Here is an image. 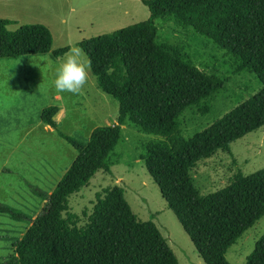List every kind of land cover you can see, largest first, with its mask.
Masks as SVG:
<instances>
[{"label":"trees","instance_id":"1","mask_svg":"<svg viewBox=\"0 0 264 264\" xmlns=\"http://www.w3.org/2000/svg\"><path fill=\"white\" fill-rule=\"evenodd\" d=\"M140 2L149 13L145 20L77 42L98 87L117 102L115 122L94 126L82 143L56 128L57 106L39 111V120L76 154L48 194L28 185L44 200L33 218L0 204V213L28 224L11 243L13 255L0 264H177L157 228L136 218L115 184L95 194L83 221L68 211L71 194L96 171H109L107 157L125 120L161 137L146 143L139 159L203 264H228L227 248L264 214V166L236 172L224 187L202 196L189 177L195 162L228 151L231 142L264 126V0ZM163 16L211 40L259 82L252 95L187 138L179 134L177 116L222 88L224 78L183 61L176 46L156 43L154 20ZM10 22L0 18V58L58 57L68 49H51V34L41 23L8 29ZM243 264H264V232Z\"/></svg>","mask_w":264,"mask_h":264},{"label":"rangeland","instance_id":"2","mask_svg":"<svg viewBox=\"0 0 264 264\" xmlns=\"http://www.w3.org/2000/svg\"><path fill=\"white\" fill-rule=\"evenodd\" d=\"M148 15L140 0H0V18L11 20L8 29L41 23L51 34V49H69L82 39L145 20ZM154 24L156 43L176 46L183 61L224 78L222 88L177 116L176 125L183 138L202 130L257 90L259 82L252 72L238 69L229 53L191 27L177 24L171 16L156 18ZM65 53L58 57L47 52L0 58V204L28 216L41 206L40 198L30 192L27 184L43 192L51 190L76 154L54 129H47L39 120V111L57 106L61 113L56 117V128L82 143L94 126L114 123L117 114L116 100L98 87L91 73L79 95L54 89V73ZM33 56L36 65L30 60ZM82 59L87 60L86 56ZM160 139L125 120L107 157L109 171H96L71 194L68 211L83 221L95 194L115 184L136 218L157 228L177 264H203L139 159L146 143ZM263 166L264 126L231 142L228 151L218 150L195 162L189 177L202 196L224 187L236 172L247 175ZM24 224L0 213V262L13 255L11 243L25 230ZM263 232L264 214L227 248V263L243 264Z\"/></svg>","mask_w":264,"mask_h":264},{"label":"clouds","instance_id":"3","mask_svg":"<svg viewBox=\"0 0 264 264\" xmlns=\"http://www.w3.org/2000/svg\"><path fill=\"white\" fill-rule=\"evenodd\" d=\"M84 56L82 48L76 45L69 47L54 73L52 86L56 91L73 95L81 94L88 83L91 71V60L82 59ZM30 60L32 64H37L36 57H30Z\"/></svg>","mask_w":264,"mask_h":264},{"label":"crops","instance_id":"4","mask_svg":"<svg viewBox=\"0 0 264 264\" xmlns=\"http://www.w3.org/2000/svg\"><path fill=\"white\" fill-rule=\"evenodd\" d=\"M54 97H55V98H58V95H54ZM60 113H61V112H60V109L57 107V111H56L55 114L53 115V117H55V118H53L54 121H55V123H56V117H57ZM44 125H45V124H44ZM45 126H46L47 129H51L48 125H45ZM121 126H122V125H121ZM59 178H60V177H59ZM57 181H58V180H57ZM57 181H56V182H57ZM28 185H29V186H32V185H30V184H27V186H28ZM33 187H34V186H33ZM35 188H36V187H35ZM49 192H50V189H49V191L46 192V194H48ZM32 194H33V193H32ZM43 201H44V200L40 199V201H39V206H42ZM40 208H41V207H40ZM37 212H38V211H37ZM37 212H36V213H37ZM36 213H35V214H36ZM35 214H34V215H35ZM26 215H27V214H26ZM34 215L29 216V217H30V218H33ZM27 216H28V215H27ZM24 223H25V222H24ZM27 225H28V224L25 223V224H24V228H26ZM22 232H23V230H22Z\"/></svg>","mask_w":264,"mask_h":264}]
</instances>
